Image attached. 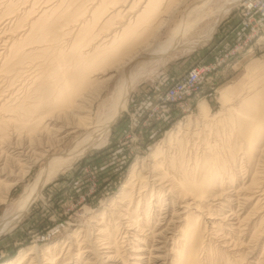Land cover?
<instances>
[{"label": "bare ground", "instance_id": "obj_1", "mask_svg": "<svg viewBox=\"0 0 264 264\" xmlns=\"http://www.w3.org/2000/svg\"><path fill=\"white\" fill-rule=\"evenodd\" d=\"M13 1L5 0L0 8V200L27 173L30 154L41 156L55 146L65 147L36 174L16 207L0 218V234L17 224L44 184L106 137L126 105L141 55L165 22L162 17L185 0H44L21 15L11 7ZM208 1L194 0L183 18L186 23L174 35L200 18ZM24 16L28 17L20 24ZM116 17L120 24L112 28ZM57 41L72 44L77 68L60 67L58 59L64 53ZM106 41L98 51L106 54L88 56L96 51L95 44ZM85 46H91L89 52L82 50ZM120 72L107 105L101 101L94 111L100 93ZM226 110H233L226 143L209 128L190 146L186 141L183 147L180 140L171 151L157 147L147 162L133 165L132 178L109 203L115 208L103 210L100 223L94 220L95 234L88 237L93 244L77 237L62 258L54 257L55 245L47 246L38 251L42 260L264 264V91ZM35 250L29 248L2 264H35Z\"/></svg>", "mask_w": 264, "mask_h": 264}, {"label": "rangeland", "instance_id": "obj_2", "mask_svg": "<svg viewBox=\"0 0 264 264\" xmlns=\"http://www.w3.org/2000/svg\"><path fill=\"white\" fill-rule=\"evenodd\" d=\"M25 1H13L11 7L17 9L15 13L18 15L29 10L33 3H37L35 8L38 7L44 0ZM193 1H183L162 17L165 22L141 55L143 59L135 67L136 79L129 90L126 105L113 119L106 137L44 184L17 224L0 234V264L15 259L32 247L36 248L35 255L39 254L35 264H46L42 254L38 253L41 248L55 245L53 254L59 258L67 246L73 247L77 237L87 238L88 244H93L90 238L97 227L94 220L100 223V213L105 209L109 213L112 211L110 207L115 208L109 203L132 178L133 165L147 162L146 158L157 147L160 146L164 152L171 151L175 143L180 144L181 141L183 147L186 141L190 146L189 142L197 143L209 128L217 130L216 137L221 142L226 143L230 138L233 110L226 109L237 108L246 98L264 91V8L255 3L256 0L251 3L257 9L251 11L246 6L250 0H210L200 18L186 24L182 34L174 35L178 26L186 23L183 18ZM4 2L0 0V8ZM232 2L229 9L222 12L221 9ZM27 17L24 16L20 24ZM120 21L116 17L112 28ZM148 38L151 37L146 41ZM169 41L170 44L167 43ZM57 42L63 46L64 53L58 59L60 67L64 70L77 68L80 64L72 44ZM107 42L100 46L95 44L96 51L88 56L106 54L99 52L101 45ZM85 47L82 50L89 52L91 46ZM154 47L158 49L153 52ZM195 70L200 74L192 80L191 72ZM121 74H116L107 83L94 103V111L101 101L107 105V97H110ZM204 111L207 116H204ZM63 147L65 144L55 146L41 156L29 153L27 160L31 165L27 173L6 192L7 195L2 193L5 197L0 200V218L16 207L25 188ZM12 178L7 181L11 182ZM260 251L261 246L256 251L257 256ZM88 254L95 257L93 253ZM60 260L56 261L57 264Z\"/></svg>", "mask_w": 264, "mask_h": 264}, {"label": "built area", "instance_id": "obj_3", "mask_svg": "<svg viewBox=\"0 0 264 264\" xmlns=\"http://www.w3.org/2000/svg\"><path fill=\"white\" fill-rule=\"evenodd\" d=\"M251 1H252V0L248 1V2H247V5H246L247 8H248L250 11L253 10L254 8L257 9L256 6H253V4L251 3ZM255 3H259L260 6H262V7L264 8V0H256ZM259 8H260V7H259ZM199 74H200V71H199V70L192 71V72H191V75L193 76L192 80H194V79L196 80V79L198 78Z\"/></svg>", "mask_w": 264, "mask_h": 264}]
</instances>
